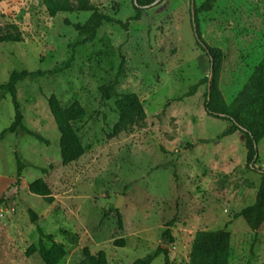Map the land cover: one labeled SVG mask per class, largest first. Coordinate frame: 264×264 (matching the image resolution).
Instances as JSON below:
<instances>
[{
	"label": "rangeland",
	"instance_id": "rangeland-1",
	"mask_svg": "<svg viewBox=\"0 0 264 264\" xmlns=\"http://www.w3.org/2000/svg\"><path fill=\"white\" fill-rule=\"evenodd\" d=\"M90 1L122 22L134 14L132 0ZM89 16L50 18L41 0H0V30L15 24L22 35V42L0 44V84L13 71L47 70L64 60L68 44L86 36L63 20L84 23ZM199 24L204 41L222 51L217 82L223 101L245 117L256 103L253 75L264 58V0H214ZM119 52L126 64L117 92L136 94L146 117L110 137L118 116L114 100L101 102L98 89L116 75ZM207 76L209 63L195 45L189 3L163 0L127 32L114 24L100 27L56 78L19 83L23 125L47 144L24 132L0 140V264H43L37 253L25 254L37 244V227L64 245L59 264H87L84 248L92 255L104 252L107 264H133L162 246L171 264H192L196 233L227 223L228 264H264V223L255 235L242 218L233 220L253 204L259 176L245 168L243 136H223L230 123L205 113ZM51 94L63 108L77 102L85 111L73 123L85 153L68 166L61 163L59 133L47 106ZM12 120L10 96L0 91V133ZM257 148L256 167L264 170V137ZM15 154L25 165L17 185ZM37 179L50 188L51 203L28 191ZM28 210L38 216L35 224ZM174 217L173 241L167 243L162 233ZM163 261L159 254L151 264Z\"/></svg>",
	"mask_w": 264,
	"mask_h": 264
},
{
	"label": "trees",
	"instance_id": "trees-1",
	"mask_svg": "<svg viewBox=\"0 0 264 264\" xmlns=\"http://www.w3.org/2000/svg\"><path fill=\"white\" fill-rule=\"evenodd\" d=\"M157 0H132L134 14L126 19L125 22L117 20L108 14L102 13L90 0H41L46 14L50 18L58 14L81 12L90 13L89 18L84 23H73L68 19L63 20L66 27H71L75 32L83 34L86 38L77 40L68 44V56L55 63L50 69L35 71H13L7 82L0 84V91L10 96L13 107V120L10 125L0 133V140L6 134H18L24 132L31 135L39 143L47 144L41 136L30 132L23 125V115L20 110V104L17 100V85L26 80H36L43 78H56L66 70L70 69L75 59V50L89 42H92L100 27L105 24L117 25L122 31L127 32L131 22H139L143 18V13L147 6H151ZM163 0H160L161 3ZM189 3L190 24L195 45L205 55L210 66L212 65V74L208 83V76L205 78L206 91L204 101L205 113L213 118L225 120L230 123V127L223 133V136H229L236 132L243 136L244 147L246 151L245 168L259 176V184L252 205H249L233 215V220L242 218L248 229L255 235L264 223V170L256 167L258 162V143L264 137V58L259 62L254 70V85L257 90L256 103L249 110L245 117L242 112L229 109L222 98L218 88V77L220 64L222 60V51L219 48L209 46L203 39L199 24V15L210 11L213 7L214 0H205L199 6L195 0H186ZM193 3V19L191 15V4ZM22 42V35L15 24L5 26L0 30V44ZM119 66L114 78L98 89L101 102L106 103L114 100V107L118 120L112 127L110 137H115L121 133L127 132L132 126L145 120V112L142 103L134 93L117 92L120 78L124 73L126 57L118 53ZM196 85L190 88L191 95L196 89ZM47 106L59 133V153L63 166H68L76 162L83 154L85 149L78 131L74 128L73 123L84 116L83 107L75 102L67 108H63L54 94L47 97ZM17 175L16 185L21 180V174L25 165L15 154ZM28 191L36 196L42 197L46 203L53 201L50 188L44 180L37 179L28 185ZM28 216L31 223L35 224L38 216L28 210ZM118 228L122 229L121 216L118 213ZM175 223V217L170 220L162 233V238L167 243H172L171 228ZM230 223L224 225L223 229L215 231H201L196 233L192 245L190 260L192 264H228L230 253V232L228 231ZM38 240L36 245H31L25 252L26 256L37 253L43 264H59L66 255L63 244L54 241L53 236L45 234L40 228H36ZM46 241L49 245H46ZM116 243V242H115ZM122 245V241L120 242ZM84 260L87 264H107L105 253L100 251L97 255L90 254L87 248L82 250ZM159 254L164 255L163 264H171L169 252L162 247L158 248L154 254H147L141 259L136 260L133 264H151L153 259Z\"/></svg>",
	"mask_w": 264,
	"mask_h": 264
},
{
	"label": "water",
	"instance_id": "water-1",
	"mask_svg": "<svg viewBox=\"0 0 264 264\" xmlns=\"http://www.w3.org/2000/svg\"><path fill=\"white\" fill-rule=\"evenodd\" d=\"M160 2V0H157L156 2H154L151 6H147L146 8H151L155 5H157L158 3ZM193 14H194V10H193V3L191 4V15H192V19H193ZM211 74H212V65L210 66V73H209V76H208V83L210 82V79H211ZM122 204V198L119 197V199L117 200V203L115 204L114 206V210H118V208L120 207V205ZM162 248H164L162 246Z\"/></svg>",
	"mask_w": 264,
	"mask_h": 264
},
{
	"label": "built area",
	"instance_id": "built-area-1",
	"mask_svg": "<svg viewBox=\"0 0 264 264\" xmlns=\"http://www.w3.org/2000/svg\"><path fill=\"white\" fill-rule=\"evenodd\" d=\"M3 214L2 213H0V217L2 216Z\"/></svg>",
	"mask_w": 264,
	"mask_h": 264
}]
</instances>
